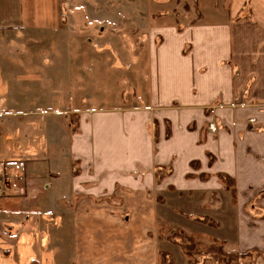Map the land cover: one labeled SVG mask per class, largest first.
Segmentation results:
<instances>
[{
    "label": "rangeland",
    "instance_id": "rangeland-1",
    "mask_svg": "<svg viewBox=\"0 0 264 264\" xmlns=\"http://www.w3.org/2000/svg\"><path fill=\"white\" fill-rule=\"evenodd\" d=\"M222 1L0 0V264H24L22 234L48 252L32 258L55 264H78L74 251L96 243L99 264H260L235 249L234 195L220 178L176 188L155 142L142 158L127 139L128 116L156 113L144 83L156 26L221 23ZM99 211L94 235L83 225Z\"/></svg>",
    "mask_w": 264,
    "mask_h": 264
},
{
    "label": "crops",
    "instance_id": "crops-1",
    "mask_svg": "<svg viewBox=\"0 0 264 264\" xmlns=\"http://www.w3.org/2000/svg\"><path fill=\"white\" fill-rule=\"evenodd\" d=\"M214 3L217 7L218 2ZM221 6V12L227 14L221 23L206 22L203 17L178 28L162 22L156 26L146 53L144 80L149 90L146 107L156 113L148 118L128 116L126 126L130 131L126 130V138L139 142L137 157L142 158L151 156L146 142L147 146L155 142V164L171 165L167 183L176 188L200 183L185 180L190 175L211 179L225 176L232 182L235 249L240 254H256L264 264V0H223ZM208 108L212 109L210 120L203 115ZM211 121L217 124L215 128H202ZM191 164L197 166L196 172L190 170ZM83 178L84 174L78 182ZM220 182L229 190L230 185ZM104 212L85 217L83 229L94 235L104 231L100 220L106 217ZM86 219L100 223L93 227ZM22 235L24 241L20 238L15 248L24 255V264L39 259V264H55L47 256L32 258V253L48 252L42 246L35 252L33 241ZM75 255L78 264L106 263L103 246L97 243L79 248Z\"/></svg>",
    "mask_w": 264,
    "mask_h": 264
},
{
    "label": "trees",
    "instance_id": "trees-1",
    "mask_svg": "<svg viewBox=\"0 0 264 264\" xmlns=\"http://www.w3.org/2000/svg\"><path fill=\"white\" fill-rule=\"evenodd\" d=\"M196 168V167H195ZM200 177H204V176H200ZM206 178V177H205ZM219 178L221 179V181L223 182V183H225L226 185L228 184V187H229V185L230 184H232V182H230L229 180H227V178L225 177V176H219ZM231 188V185H230V187L228 188L230 191H232V188Z\"/></svg>",
    "mask_w": 264,
    "mask_h": 264
}]
</instances>
